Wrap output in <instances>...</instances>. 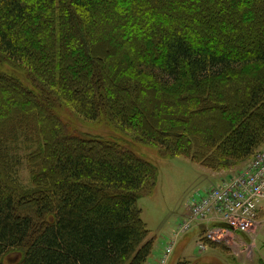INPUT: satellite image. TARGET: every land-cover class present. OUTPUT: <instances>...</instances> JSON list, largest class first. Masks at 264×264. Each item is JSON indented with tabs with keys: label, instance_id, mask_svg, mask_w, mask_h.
<instances>
[{
	"label": "trees",
	"instance_id": "1",
	"mask_svg": "<svg viewBox=\"0 0 264 264\" xmlns=\"http://www.w3.org/2000/svg\"><path fill=\"white\" fill-rule=\"evenodd\" d=\"M58 111L211 170L248 162L264 146V0H0V264H146L137 201L156 168Z\"/></svg>",
	"mask_w": 264,
	"mask_h": 264
},
{
	"label": "rangeland",
	"instance_id": "2",
	"mask_svg": "<svg viewBox=\"0 0 264 264\" xmlns=\"http://www.w3.org/2000/svg\"><path fill=\"white\" fill-rule=\"evenodd\" d=\"M22 80L24 85L29 86L27 81ZM56 114L78 135L117 141L156 168L155 188L137 201V207L141 210L140 218L149 232L148 238L153 241L146 264H158L164 250L178 232V227L186 219L188 206L193 199L235 177L247 166V162H243L229 169L211 170L183 156L163 157L154 146L135 141L127 132L120 133L103 123L76 120L71 112L58 111ZM17 178L25 186L30 184L25 164L18 171ZM199 228L193 226L175 238L166 264H264V214L249 232H226L216 237L219 241L216 248L205 246L203 251L198 244L205 229ZM20 258L19 252H11L4 257L2 264H16Z\"/></svg>",
	"mask_w": 264,
	"mask_h": 264
},
{
	"label": "built area",
	"instance_id": "3",
	"mask_svg": "<svg viewBox=\"0 0 264 264\" xmlns=\"http://www.w3.org/2000/svg\"><path fill=\"white\" fill-rule=\"evenodd\" d=\"M263 214L264 148L257 151L235 177L192 200L186 219L178 227L158 264H166L175 238L193 226L205 229L198 244L203 251L206 246L204 240L219 242L216 237L226 232L247 233L258 224Z\"/></svg>",
	"mask_w": 264,
	"mask_h": 264
}]
</instances>
